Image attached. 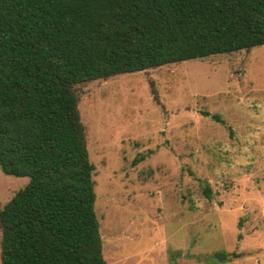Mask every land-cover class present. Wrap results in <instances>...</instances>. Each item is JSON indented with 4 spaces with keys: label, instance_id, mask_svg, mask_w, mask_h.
I'll return each mask as SVG.
<instances>
[{
    "label": "rangeland",
    "instance_id": "obj_1",
    "mask_svg": "<svg viewBox=\"0 0 264 264\" xmlns=\"http://www.w3.org/2000/svg\"><path fill=\"white\" fill-rule=\"evenodd\" d=\"M75 89L107 264H264V45Z\"/></svg>",
    "mask_w": 264,
    "mask_h": 264
},
{
    "label": "trees",
    "instance_id": "obj_2",
    "mask_svg": "<svg viewBox=\"0 0 264 264\" xmlns=\"http://www.w3.org/2000/svg\"><path fill=\"white\" fill-rule=\"evenodd\" d=\"M261 45L264 0H0L2 264H107L75 85Z\"/></svg>",
    "mask_w": 264,
    "mask_h": 264
}]
</instances>
